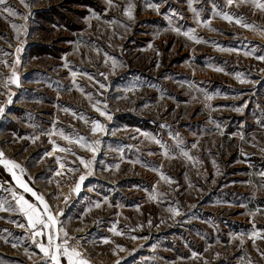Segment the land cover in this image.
Masks as SVG:
<instances>
[{"label": "rangeland", "instance_id": "374dc122", "mask_svg": "<svg viewBox=\"0 0 264 264\" xmlns=\"http://www.w3.org/2000/svg\"><path fill=\"white\" fill-rule=\"evenodd\" d=\"M256 3L264 0L0 5V152L19 165L0 164V264H53L37 246L49 235L52 251L67 239L89 264H264ZM16 177L56 218L37 226L42 235L33 237L17 199L43 205Z\"/></svg>", "mask_w": 264, "mask_h": 264}, {"label": "snow or ice", "instance_id": "6c2138e0", "mask_svg": "<svg viewBox=\"0 0 264 264\" xmlns=\"http://www.w3.org/2000/svg\"><path fill=\"white\" fill-rule=\"evenodd\" d=\"M21 2H23V0H21ZM109 2H111V0H109ZM241 2H243V0H241ZM234 0H226V4L228 6L233 5ZM6 4V0H0V5H5ZM27 6V5H25ZM150 7H157L156 5H149ZM255 6L257 8H259L261 11H264V3H256ZM4 11L8 12L11 15H15L16 13H14L11 9L5 7ZM125 14L128 15L129 17H131V11L130 9H126L125 10ZM222 18L232 22L233 21V17L228 15L227 13H224L222 15ZM235 22L237 24H242V26L246 27V28H250L251 25L248 24H243L241 20L236 19ZM12 27L15 29L16 25H12ZM188 35V34H186ZM189 39H193L194 37L189 35L188 36ZM197 43H199V40H196ZM17 53L20 52V48L16 49ZM259 59L264 60V57H259ZM20 63L19 59H17L16 64L18 65ZM158 66V65H157ZM217 71H219L220 69H216ZM75 75V74H74ZM12 83H18V76L16 75L15 72H13L12 74ZM91 79V77H89ZM239 78V76L237 77ZM241 82H244L243 80H241ZM208 99H211V97H208ZM9 103H11V97H9ZM65 111H68V109H65ZM97 111H100V109H97ZM237 111H239V109H237ZM4 112V108L0 107V113ZM100 115L101 116H105L107 115L106 112L104 111H100ZM110 119V117H109ZM97 130L103 132L104 128L103 125H101L99 122H93V133H95ZM61 135H63V133H61ZM65 139H69L68 137H65ZM84 138L80 137L79 141H75L77 143H79L80 141H82ZM51 142V141H50ZM81 146L83 147L84 145L81 144ZM195 146V145H194ZM90 150L95 151L94 148H92L91 146ZM60 151H68V149H59ZM185 155H187V153H185ZM81 163H85L83 161V159H81ZM90 163V162H89ZM0 164H3V166L8 169L9 171L19 168V165L16 164L14 161L11 160H7L4 159V153L0 152ZM87 166V165H85ZM61 167H63V165H61ZM21 171H23V169H21ZM12 175L15 177V172H12ZM261 175H264V173H262ZM17 179V183L20 184L21 187H23L25 192H29L31 193L34 197H36V199L40 202L41 205H43V211L41 212L37 207H34L32 204H30L27 200L24 199L23 196L19 197L17 199V204L20 207V211L25 215V217L28 220V224L29 227L33 229V237L35 236H39L42 235L43 233L40 231H35V229L37 228V226H42L43 228H48L51 229L55 224H56V218L51 215V213L49 212V205L45 202L44 198L42 196L37 195V193H35L30 187H28L26 184H23L18 177H16ZM85 179L84 176H80V181L82 182ZM80 188V183L76 184V190L78 191ZM97 207H99V205H97ZM0 210H4L2 208V206H0ZM175 214H179L178 212H176ZM45 217L47 219H45ZM21 226L22 225H18ZM62 231V229H61ZM117 235H119L120 233H116ZM253 235L255 236L256 233H253ZM64 236L67 237L68 233L64 232ZM135 238V237H133ZM105 243H108L109 241L105 240ZM40 248V251L44 254L45 257H48L51 259V261L53 262V264H60V257L63 256L64 258H66L67 260V264H89V262L85 259L82 258V254L75 248V247H71L68 245L67 239H65L63 244H57L55 245V249L54 251H52V236L49 235V246L45 247L42 244H38L37 245ZM123 250V249H121ZM195 255V254H194ZM262 257H264V253H261ZM117 264H119V262H117Z\"/></svg>", "mask_w": 264, "mask_h": 264}]
</instances>
